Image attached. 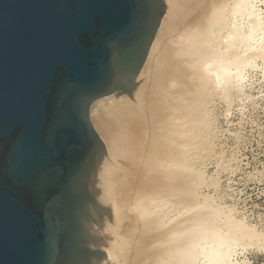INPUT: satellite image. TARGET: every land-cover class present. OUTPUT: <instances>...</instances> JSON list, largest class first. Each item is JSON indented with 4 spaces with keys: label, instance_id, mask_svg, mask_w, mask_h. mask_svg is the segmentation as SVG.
Segmentation results:
<instances>
[{
    "label": "water",
    "instance_id": "water-1",
    "mask_svg": "<svg viewBox=\"0 0 264 264\" xmlns=\"http://www.w3.org/2000/svg\"><path fill=\"white\" fill-rule=\"evenodd\" d=\"M165 0H0V264L106 260L95 102L142 90ZM106 209L107 211H104Z\"/></svg>",
    "mask_w": 264,
    "mask_h": 264
},
{
    "label": "bare ground",
    "instance_id": "bare-ground-1",
    "mask_svg": "<svg viewBox=\"0 0 264 264\" xmlns=\"http://www.w3.org/2000/svg\"><path fill=\"white\" fill-rule=\"evenodd\" d=\"M165 1L168 4L167 12L159 27L158 35L156 34L153 41V47L150 48L146 65L139 75V84L144 83V85L142 90L135 92L136 106L131 104L129 97H122L119 100L105 98V104L94 101L91 107V119L97 132L105 141L109 152V154H103L99 167L95 169L93 179H96L95 175L97 174L98 182L97 186L93 188L98 199L103 201L104 207L110 206L108 203L113 205L111 206L115 212V219H113V225L111 226L113 234L124 235L126 239L127 237L130 238L134 235L132 229L134 226L130 227L132 224L139 227L138 231H142L141 227H144L145 230L152 232L151 235L145 233L143 237L147 245L153 244L154 247L157 244L153 256H150V259L152 257V260H149L151 263L197 264L198 259L204 254L206 264H233L227 260V257L233 253L232 248L228 244H225L228 245L226 249L222 248V239L220 240V236L218 237L219 232L216 231L217 222L220 219L219 211L215 209L209 211L199 201L196 202L195 206L190 207L191 201L188 196V179L192 168L190 159L193 154L192 151L197 145L200 146L198 141L201 140L202 136L191 130L194 127L196 130L195 124V126L189 124L202 115V110L206 108L204 98L208 97L214 88L217 91L218 85L219 87L222 85L219 93L230 95L231 90L229 89L232 87L227 86L229 77L225 75L224 62L220 61L223 58L225 59L227 52L233 51L236 46V39L232 38L223 49L218 45V42L222 41H219V36L221 31L228 28L234 31L236 26H239L238 13L243 16L251 15L255 13L257 7L254 6L252 0ZM180 13L182 15L187 13V15H190L189 17H201L202 21L196 22L197 24L192 22L193 28L187 27V33L179 31L180 34H184V38H181L182 41H178V44L181 42V45L178 46V50H175L177 47L172 49L170 43L171 48L167 46L166 36L168 37L170 30L175 29L172 28L176 27V21L179 15L181 16ZM255 16L256 18H254ZM262 16L261 13H258L257 15L254 14L252 20L248 19L256 23V28L249 29L250 31L245 38L247 42L255 40L257 30L262 29L264 23V17ZM194 17L193 19H195ZM182 20H184L183 17ZM252 27H255V24ZM262 38H264V33ZM252 47L254 49L255 45ZM261 47L258 46L260 48V50L257 49L259 52L255 51L259 54L256 53L258 56L263 57L264 47ZM169 48L172 50H169ZM229 48L232 50L225 53ZM231 54L237 55V52L233 51ZM250 54V56L247 55L245 64H250L255 59L254 52ZM228 60L230 61V59ZM233 60H231V63ZM213 65L215 69H211ZM214 71H217L215 75ZM172 80L177 81V85L179 84V91L178 93L175 92L178 95L173 93L174 90L171 89L170 83ZM175 101L178 103H175ZM199 120L201 123V119ZM109 157H112L120 166L122 165L119 159L122 158L128 157L130 158L128 160L133 163L137 162L132 172L139 173V185L136 190L133 189L130 199L128 198L131 202L130 206L133 207L130 213L123 210L118 198L120 199V190L128 187L127 180L130 178L129 181H136L134 179L136 175L133 178L130 174H126V169L122 168L125 165L120 167V172L115 170L116 168L113 169L110 166V159L112 158ZM130 190L132 189L130 188ZM177 191L180 195V199L178 198L180 201L174 203L172 197L170 203L169 197ZM112 194L113 198L111 197ZM176 205L180 207L176 210L177 215L174 214ZM130 206L128 204L129 209H131ZM228 219L225 223H229V227L236 232L238 231L241 238L244 236L253 240L252 238L255 235L251 231V227L249 228L242 220L231 219L228 222ZM135 233L137 235V230ZM138 234L140 233L138 232ZM103 235V237H106V232H103ZM121 236L123 249L129 247L126 239L122 240L123 237L121 238ZM114 239L117 238L114 237ZM233 240L235 241V238ZM207 241L214 242L218 247L205 252L204 243ZM117 245L112 244L113 250L107 251V257H115L122 250V247ZM118 256L120 259L125 258ZM121 264H123V261Z\"/></svg>",
    "mask_w": 264,
    "mask_h": 264
},
{
    "label": "rangeland",
    "instance_id": "rangeland-1",
    "mask_svg": "<svg viewBox=\"0 0 264 264\" xmlns=\"http://www.w3.org/2000/svg\"><path fill=\"white\" fill-rule=\"evenodd\" d=\"M252 3L255 7H257L255 8L254 14L257 15L258 13H261V16L263 15L262 17H264V0H252ZM180 14L181 16L179 15L178 20L176 21V27L174 26L172 28H175V31L170 30L168 37L166 36V40H168L166 43L167 46H171L172 49L173 47H177L176 49L174 48L175 50H178V46L181 45V42H179L178 44V41H182V39L184 38V34H180L179 31L187 33V27L190 28L193 26V24H197L202 21L201 17H189L190 15H187V13H183V15L182 13ZM254 14L243 16L242 14L240 15V13H238L237 15L239 26H236L234 31H232L230 28L221 31V35L219 36V41H222L218 42V45H220V47H222L223 49H225L226 44H228V42L232 38L236 39L235 47L237 49L234 47L233 51H235V53L237 52V55L231 54L233 51L227 52L229 50H232L229 48L225 51V53L227 52L225 59L223 58L222 61H220L224 62V72L225 75H227L226 77H229V82L227 86H229V88H233L229 89L232 92L230 91L229 96L222 95L223 93L221 92L219 93V91H221L219 90L222 86L221 84L220 87L219 85L218 88L216 87L217 91L215 88L213 89V91L211 90L208 97L204 98L206 108L202 110V115L199 117V119H201V123L199 119H194L195 121L197 120L196 123L192 120V124H189L190 126L195 124L196 130L194 129L195 127L193 129L190 127L191 130L198 132L199 135L202 136L201 140L198 141L200 146L198 147L197 145V149L195 148L192 151L193 154L191 155L190 159V166L192 168L188 179L189 195L187 194L190 197L191 201L190 207L195 206L196 202L199 201V203L205 205V208H207V210L211 211L212 209H215L219 211L220 219H218V226L216 228V231L217 233L219 232L218 237L220 236V240L222 239V248L226 249L228 245H230V248H232V256L230 255L229 257H227V260L233 264H264V56H258L259 54L257 53L260 50L258 46L261 47L262 45L261 48L264 47V38H262L264 33V23L261 27L262 29H259L260 31L257 30V32H259H256L255 40L247 42L245 39L246 34L252 28H256V23H253L254 21L252 22L248 20H252ZM182 17L184 18V20H182ZM193 17L195 19H193ZM254 18H256V16ZM253 24H255V27H252ZM171 32L174 34H172ZM169 43L171 44L170 46ZM254 45L255 48L257 47L256 49H252V46ZM170 48L169 50H172ZM253 52L256 55L255 59L250 64H245L246 57L250 56V53ZM228 59H230V61ZM231 60H233L232 63ZM232 64L234 65V67ZM224 65L222 64L223 67ZM212 67L211 69H215L214 65ZM227 67H230V70ZM215 73H217V71H214V75ZM233 76L235 77L232 78ZM172 81L170 83L172 87L171 89L174 90H172L173 93H175L176 91L178 93L179 84H176L178 83L177 81ZM176 102L177 101H175V103ZM200 124L202 125L200 126ZM107 154H109L108 151ZM122 159H119V161L121 162L122 166L125 165L124 167L120 166L119 163L115 162L113 158L110 159V166L113 167V169L116 168L115 170L118 171L120 170V167L126 169V174H130L131 176H133V178L134 175H136V178H134L136 181H133L135 182V184H133L132 180L129 181V178L127 180V186L129 188L127 187L124 190H120L122 192H120L121 195H119V193L117 194V197L118 195L120 197V199L118 198V200L121 202L120 205L121 207L123 206V210H126L130 213L132 212L133 207L132 205L130 206L131 202H129V199L132 195V191H134L133 189L136 190V187H138L139 185V173L132 172L137 162L133 160L135 162L133 163L131 160H128L130 159L128 157ZM124 169L123 171H125ZM123 171L122 173L124 174ZM96 175L95 181L97 184L98 178ZM130 188L132 190H130ZM111 197L113 198V194L111 195ZM169 198L170 203L171 198L173 199L174 203L180 201V195L178 194V191ZM166 201L169 202L168 200ZM128 204L131 209L128 208ZM108 205H110V207L113 206L111 203H108ZM209 207L212 208L210 209ZM174 208V214L177 215L178 212L176 210H178L180 207L176 205ZM106 209H108V207ZM111 210L113 212V223V219H115V212L113 207H111ZM227 219L228 222L231 219L242 220L245 224H247V226H249V228L251 227L250 229L252 232H254L255 235H252L254 237L252 238L253 240L244 236H242L241 238V235L238 231L237 233L236 231H234V229L229 227L228 222V224L225 223ZM111 226V224H108V222L105 221L106 230L104 231V233L106 232L107 238L109 237L113 239V243L108 241V248H113L112 244H118L117 246L123 245L120 239L121 235L113 234L111 231ZM130 227H133L132 229L134 230V235L130 238L127 237V239L126 236H121V238L123 237L122 240L124 238L126 239L127 244H129V247L127 246V249L125 247L123 249V246H121L122 250H120L115 257H107L106 260L114 261L116 262L115 264H121L122 261L123 264H140V262L141 264H153L149 260H152V257L150 259V256H153L157 244H155L154 247L153 244H151L152 247L150 248L151 245H147L145 243V239L143 238L145 233L146 235H151L152 232L150 230H145L144 227H141L143 229L142 231H138L139 227L135 224H132ZM136 230L137 235L135 233ZM138 232L140 234H138ZM102 236L104 235L102 234ZM135 236L137 238L139 236V240ZM228 236H232V238L229 239ZM114 237H116L117 239L115 240ZM234 238L235 241L233 240ZM231 239L233 240V242ZM217 247V244L212 241H207L204 243L205 252L212 251ZM145 254L148 256H146ZM118 255L123 256L125 258L120 259ZM143 258L145 261L143 260ZM204 263L206 264V259L204 258L203 254V256L198 259L197 264Z\"/></svg>",
    "mask_w": 264,
    "mask_h": 264
}]
</instances>
